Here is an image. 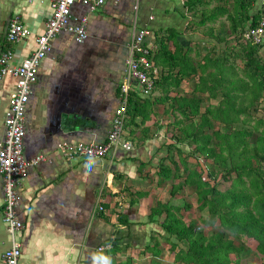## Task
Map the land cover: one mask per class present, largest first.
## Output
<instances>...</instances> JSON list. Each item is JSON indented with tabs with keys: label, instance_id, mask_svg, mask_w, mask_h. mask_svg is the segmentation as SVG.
I'll return each mask as SVG.
<instances>
[{
	"label": "crops",
	"instance_id": "0c3cea01",
	"mask_svg": "<svg viewBox=\"0 0 264 264\" xmlns=\"http://www.w3.org/2000/svg\"><path fill=\"white\" fill-rule=\"evenodd\" d=\"M260 2L254 0L250 12L258 21ZM239 6L238 0H122L108 1L98 9L73 5L70 25L80 26L87 19L88 38L78 43L74 33L62 31L52 40L25 113V157L46 159L30 169L19 191L17 213L25 225L20 264H93L94 255L107 257L110 264H166L164 217L152 218L151 209L171 200L175 181L161 179L158 168L174 143L172 119L175 114L180 117L174 99L192 95L196 82L184 80L180 88L171 90L159 84L150 96L142 94L140 84L131 83V98L150 102L149 112L143 113L148 117L145 122L141 116L128 115L126 139L132 142V150L120 148L105 159H68L61 148L108 140L122 101L134 27L149 30L145 46L153 56L158 39L173 37V32L192 47L195 57L197 49L206 54L214 46L225 48L212 39L235 38L250 28L241 24ZM52 13L50 0H0V56L10 49L12 66L20 65L36 51V38L45 32ZM15 16L32 35L11 44L7 31ZM16 85L14 76L0 80V141ZM4 200L0 175V264L9 247ZM155 241L161 243L160 256L148 252ZM169 260L167 264H172L174 259Z\"/></svg>",
	"mask_w": 264,
	"mask_h": 264
},
{
	"label": "trees",
	"instance_id": "16d2710c",
	"mask_svg": "<svg viewBox=\"0 0 264 264\" xmlns=\"http://www.w3.org/2000/svg\"><path fill=\"white\" fill-rule=\"evenodd\" d=\"M238 1L241 24L255 28L258 18L250 15L254 0ZM244 31L235 38L212 39L225 48L214 46L206 54L197 49L195 57L192 47L171 32L173 37L158 39V51L151 55L155 87L171 90L184 80L196 82L192 95L174 99L180 114L172 119L174 143L158 168L161 179L175 181L171 200L151 209L152 218L164 217V244L172 264H264V116L259 114L264 111L263 42L246 40ZM218 98V103L211 102ZM149 103L130 96L128 115L145 122ZM186 189L190 197L181 198ZM194 209L202 221V214L214 219L211 229L187 217ZM160 247L155 241L148 252L160 256Z\"/></svg>",
	"mask_w": 264,
	"mask_h": 264
},
{
	"label": "built area",
	"instance_id": "2783aa9c",
	"mask_svg": "<svg viewBox=\"0 0 264 264\" xmlns=\"http://www.w3.org/2000/svg\"><path fill=\"white\" fill-rule=\"evenodd\" d=\"M36 0H28L33 3ZM53 13L46 23L45 32L36 38L37 49L20 65L12 66L13 51L8 49L0 56V80L7 76L17 79L16 92L11 96L10 107L5 118V136L0 141V175L4 178V208L3 223L9 236V247L3 254L4 264H20L22 256L21 235L25 229L19 218V191L29 177L30 169L39 165L46 158L38 156L27 160L25 157L24 138L26 135L25 113L29 104L33 86L39 77L42 61L51 51L52 40L62 31L75 34L78 43H84L88 38L86 29L87 19H83L80 26H72L71 12L76 3L89 6L92 9L103 7L108 1L120 3L122 0H50ZM261 2V19L255 28L244 31L243 37L259 45L264 36V0ZM138 5L136 9L138 10ZM153 19V17H151ZM149 34L146 28L134 27L129 45L130 56L126 61L125 81L121 85L122 101L116 109L108 140L103 144H89L79 142L63 145L61 150L68 159L95 158L105 159L117 149L132 150L133 145L126 139V121L128 118V102L131 83L137 82L142 86V94L150 96L155 90L157 69L151 59V49L145 46V39ZM32 31L28 29L18 16L11 19L7 40L9 43H19L30 37ZM102 209V208H101ZM100 252L104 247L98 249ZM103 264V261H101Z\"/></svg>",
	"mask_w": 264,
	"mask_h": 264
},
{
	"label": "rangeland",
	"instance_id": "374dc122",
	"mask_svg": "<svg viewBox=\"0 0 264 264\" xmlns=\"http://www.w3.org/2000/svg\"><path fill=\"white\" fill-rule=\"evenodd\" d=\"M260 56L263 58V60H264V45H263V47L261 48V51H260ZM233 61H235V63L238 65V64H240V60L239 59H235V57H233ZM212 103H217L218 101H215V100H212L211 101ZM207 103H209V102H207ZM262 107H264V104H263V106ZM259 114H260V116H264V111H262L261 109H260V112H259ZM171 136V135H170ZM205 177H206V174H205ZM222 188V187H221ZM163 193V192H162ZM190 195H191V191L189 190V189H186V190H184V192H182V195H181V198H184V197H186V196H188V197H186V198H189L190 197ZM180 201H181V199H179ZM194 203H195V201L193 200V199H191ZM195 207H196V205H195ZM202 214V213H201ZM200 214V215H201ZM188 218H190V219H196L195 221H197L198 222V224L201 226V227H205L207 230H209V229H211V227H212V225H209L210 223H213V221H214V219L212 218V217H210L209 215H207V214H202V218H203V221L201 220V219H199V213H198V210H196V209H194V212L192 213V216H187ZM201 218V217H200ZM165 245V244H164ZM248 246L251 248V250L254 252V250H255V244H254V242H249L248 243ZM253 254V253H252ZM169 257H171L170 256V254L167 252L166 253V264H167V260L168 261H170L169 260ZM252 256H249V258H251ZM154 264H156L155 262H154ZM158 264H162V262L161 261H158Z\"/></svg>",
	"mask_w": 264,
	"mask_h": 264
},
{
	"label": "clouds",
	"instance_id": "9594fccd",
	"mask_svg": "<svg viewBox=\"0 0 264 264\" xmlns=\"http://www.w3.org/2000/svg\"><path fill=\"white\" fill-rule=\"evenodd\" d=\"M93 260V264H96V262L99 261H103V264H110L109 260L107 257H98V256H93L92 257Z\"/></svg>",
	"mask_w": 264,
	"mask_h": 264
}]
</instances>
